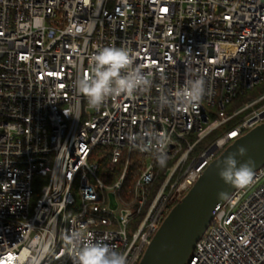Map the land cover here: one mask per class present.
<instances>
[{
    "label": "built area",
    "instance_id": "2783aa9c",
    "mask_svg": "<svg viewBox=\"0 0 264 264\" xmlns=\"http://www.w3.org/2000/svg\"><path fill=\"white\" fill-rule=\"evenodd\" d=\"M108 46L127 48L152 83L93 108L71 85ZM187 74L204 79L203 101L159 110ZM261 83L264 0H0V264H34L48 243L41 264H72V228L110 235L138 264L205 167L264 122V90L232 106ZM153 129L168 137L165 168L142 149ZM187 264H264V165L216 207Z\"/></svg>",
    "mask_w": 264,
    "mask_h": 264
},
{
    "label": "clouds",
    "instance_id": "9594fccd",
    "mask_svg": "<svg viewBox=\"0 0 264 264\" xmlns=\"http://www.w3.org/2000/svg\"><path fill=\"white\" fill-rule=\"evenodd\" d=\"M135 60V56L125 47H103L91 56L89 68L76 74L71 87L76 95L84 96L89 106L93 108L101 107L110 98L121 95L133 96L146 91L152 81L144 66L137 64ZM207 94L204 79L187 74L179 91L172 95H160L156 103L159 110L168 109L175 112L177 108L195 109ZM143 137L146 138V142L142 149L151 154L158 167L165 168L169 160L166 151L168 137L154 129L145 130ZM128 139L136 146L137 137L130 135ZM246 155L247 148L240 146L236 152L227 155L222 163H217L218 175L226 185L244 189L252 183L255 161L250 157L244 162L237 159V156ZM230 198L231 195L225 191L218 193L220 200ZM110 238L108 234L96 238L91 231L85 232L78 228L65 231L62 237L72 264H130L129 257L124 252L117 251L115 246L106 242ZM54 253V246L51 243L42 246L34 264H41V261Z\"/></svg>",
    "mask_w": 264,
    "mask_h": 264
},
{
    "label": "water",
    "instance_id": "95a60500",
    "mask_svg": "<svg viewBox=\"0 0 264 264\" xmlns=\"http://www.w3.org/2000/svg\"><path fill=\"white\" fill-rule=\"evenodd\" d=\"M247 148V155L237 156L240 162L249 157L255 161V169L264 165V122L233 140L203 170L198 179L167 213L147 245L138 264H187L196 242L211 223L216 207L226 200L218 199V193L230 195L236 190L226 185L218 175L217 163L240 147ZM111 204L116 206L114 195Z\"/></svg>",
    "mask_w": 264,
    "mask_h": 264
},
{
    "label": "trees",
    "instance_id": "16d2710c",
    "mask_svg": "<svg viewBox=\"0 0 264 264\" xmlns=\"http://www.w3.org/2000/svg\"><path fill=\"white\" fill-rule=\"evenodd\" d=\"M247 93V92H246ZM245 93V94H246ZM245 94H241L236 100H242V99H245ZM221 130H217L215 133H213L210 138L214 137L217 133H219ZM98 150H102L101 147L98 148ZM107 158L103 159V161L101 162V173H104L103 171V167L105 166V162H106ZM120 169H117L116 168V172H115V175L117 174V172H119ZM137 175V165H136V162L133 161V163L131 164V167L129 169V172H128V177H127V181L125 183V187L128 186L131 181L133 180V178Z\"/></svg>",
    "mask_w": 264,
    "mask_h": 264
},
{
    "label": "rangeland",
    "instance_id": "374dc122",
    "mask_svg": "<svg viewBox=\"0 0 264 264\" xmlns=\"http://www.w3.org/2000/svg\"><path fill=\"white\" fill-rule=\"evenodd\" d=\"M264 90V83H261V84H258L256 85L253 89H251L250 91H248L246 94H245V99H242L241 101L240 100H235L234 103H233V107L236 105H239L242 103V101H245V100H248L252 97H255L257 96L259 93H261L262 91Z\"/></svg>",
    "mask_w": 264,
    "mask_h": 264
},
{
    "label": "snow or ice",
    "instance_id": "6c2138e0",
    "mask_svg": "<svg viewBox=\"0 0 264 264\" xmlns=\"http://www.w3.org/2000/svg\"><path fill=\"white\" fill-rule=\"evenodd\" d=\"M233 135H235V134L233 133Z\"/></svg>",
    "mask_w": 264,
    "mask_h": 264
}]
</instances>
